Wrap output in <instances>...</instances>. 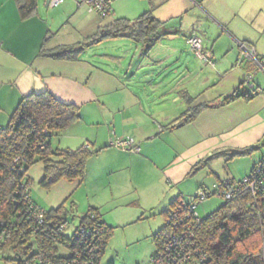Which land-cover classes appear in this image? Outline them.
Here are the masks:
<instances>
[{
	"label": "trees",
	"instance_id": "1",
	"mask_svg": "<svg viewBox=\"0 0 264 264\" xmlns=\"http://www.w3.org/2000/svg\"><path fill=\"white\" fill-rule=\"evenodd\" d=\"M15 3L22 20L34 17L38 12V0H15ZM165 24L152 11L144 12L134 20L118 18L102 27L99 37L91 42L126 36L148 44L145 49L149 50L165 35L162 32ZM80 52L67 46L49 49L44 43L38 56L77 61ZM251 89L247 92L236 90L216 104L199 105H195V97L182 91L188 107L169 126L173 129L191 123L204 108L223 106L240 97L251 100L264 92V89L261 92L255 87ZM80 117V106L66 103L45 90L25 95L8 125L0 126V253L12 250L15 258L10 260L14 264H101L114 227L103 219L100 209L90 206L80 216L75 229L69 232L70 212L64 206L43 209L31 196L30 181H25L29 167L38 160L44 165L43 187L48 188L63 178L85 179L87 161L97 150L82 145L77 149L54 151L51 143L55 132L67 129ZM262 146L264 139L245 148L216 151L197 162L191 174L217 157L230 160L247 156ZM257 170L264 176V159L255 162L247 176ZM240 180H221L214 186V191H208L211 192L208 197ZM201 191L207 192V188L201 186L190 202L177 197L164 210L166 222L153 235L156 249L152 261L163 255V264H264V190H259L255 196L245 191L233 200H226L205 218L196 212L198 204L205 200H200ZM194 204L196 206L192 208ZM39 212L44 214L42 220H37ZM173 213H176L175 217L171 216ZM188 229L193 234L186 236ZM172 242L174 245L169 246ZM59 246L67 248L69 254L60 255Z\"/></svg>",
	"mask_w": 264,
	"mask_h": 264
},
{
	"label": "rangeland",
	"instance_id": "2",
	"mask_svg": "<svg viewBox=\"0 0 264 264\" xmlns=\"http://www.w3.org/2000/svg\"><path fill=\"white\" fill-rule=\"evenodd\" d=\"M48 1L50 0H38V12L34 17L43 21L45 26H48L52 31L53 38L47 40L45 47L52 48L61 45L81 51L78 64L66 61L57 64L59 68L62 65H64L63 68L69 66L68 69L71 72L78 70L85 73L95 93V97L89 103L99 107L104 113L101 120L86 117L88 124H85L86 122L75 124V122L73 123L75 125L72 124L68 127L72 128V133H78L84 137L83 139L79 136L69 135L68 131L55 132L51 139L54 151L68 147L77 149L83 142L86 145H91L92 149L97 147V144L92 145L88 140L94 141L95 136L102 137L107 134L111 128L110 121H113L112 112L115 109L123 108L124 103H127L124 104L127 108V117L135 115L131 117L132 121L135 120V117H147L158 112L161 115L167 108L163 107L164 102L161 100V96H158L159 90H156V86L161 85L164 81L169 80L167 87L170 89L173 84L183 83L186 80L185 84L191 82L192 88L198 89L196 95L202 93L201 87L193 84L195 77L193 75L185 76L183 72L185 67L183 62L187 55L193 59L201 60L194 51L189 53L185 49L183 58L180 54H174L171 59L161 60L171 55L168 45L159 43L146 50L144 48L146 44L143 45V41L126 36L105 38L101 42L92 43L93 39L99 37L102 27L109 25L119 17L134 20L146 10L156 9V12L165 10L167 7L164 4L161 5L163 0H114L113 11L106 16L91 11L87 5L79 6L75 0H64L58 6H50ZM230 1L238 2L229 3L230 6L227 8L229 13H233L234 9L237 11L242 9L243 13L236 20H230V28L239 35L237 36L239 40H235L237 49H239L240 41L248 39V42L250 40L258 54L263 57L264 0ZM23 22L25 21L21 19L14 0H0V34L4 33L10 37L11 30L15 28L14 32H16L20 28L19 24H23ZM190 22V19L187 18V23ZM100 24L102 27L99 26ZM207 27L209 28V25ZM21 30L18 34L23 33ZM201 62L204 64L203 61ZM210 68H212L211 65H209V70H211ZM131 79L132 81H130ZM262 85L264 86V84ZM167 105H169L167 110L170 113L173 104L170 102ZM119 121L118 117L117 122ZM111 131L113 138L110 143L114 148L125 150L121 149L123 147L115 145L120 140H124V136L114 135L113 127ZM125 137L133 138L137 142L130 135H125ZM108 153L116 156L121 154L115 150ZM91 157L88 159L89 163L87 161L88 168L86 166V177L83 181L80 178H75L72 181L63 178L48 188L41 185L44 177V165L41 161H36L29 167L25 175V181L29 180L31 183L32 198L45 210L64 206L70 212L67 228L69 232L75 229L79 224L80 216L88 211L90 206L100 208L104 220L115 227L101 264H152V255L156 249L153 235L166 222V217L159 212L150 213V207L156 205L157 200L140 198L136 192V179H133L135 176H132L135 175L134 171L130 172L127 168L120 169L121 166L128 163V161L125 162V159L117 156L119 166H112L108 154L105 158H103V154L100 157ZM226 159L224 156L215 158L209 162L210 164H207L208 166L195 171L193 178L187 181L188 191L193 194L199 184H203L207 188V192H212L214 183L220 182L218 179L236 178L239 180L244 178L250 173L255 162L264 159V146L251 155ZM146 173L138 172L137 176L141 177ZM186 200L192 199L187 197ZM225 202L224 197L218 194L212 195L198 204L197 215L205 218ZM59 254L68 255L69 250L59 246ZM13 258L15 255L12 250L0 253V264H14L13 260H10Z\"/></svg>",
	"mask_w": 264,
	"mask_h": 264
},
{
	"label": "crops",
	"instance_id": "3",
	"mask_svg": "<svg viewBox=\"0 0 264 264\" xmlns=\"http://www.w3.org/2000/svg\"><path fill=\"white\" fill-rule=\"evenodd\" d=\"M237 2L163 0L161 5L167 7L165 10L160 12H156V9L146 10L145 12L152 11L156 18L166 23L162 31L165 35L153 44V47L159 43L168 45V50H171V55L161 60L171 59L174 54H180L183 58L185 49L193 53V49L187 44L188 38L192 36L203 40L204 52L211 55L210 60L213 63L202 58L196 60L188 55L183 62L185 76L193 75L196 82L193 84L201 87L202 93L196 95L198 89L196 87L193 89L191 82L185 84L186 80L183 83L173 84L168 89L169 80H167L156 86V90H159L158 96H161L164 102L163 107L168 109L167 104L170 102L173 104L170 113L165 109L161 115L158 112L147 117H135L132 121L131 117L135 115L127 117V108L124 106L127 103L123 104V108L115 109L112 112L113 121H110L114 135L124 138H127L125 135L134 137L137 140L135 144L138 150L114 148L110 143L113 138L111 128L104 136L97 135L94 141L88 140L90 144L98 145L93 149L97 152L93 153L92 157H100L103 154L105 158L108 154L112 166H119L117 156L125 159V162L128 161L120 169L127 168L130 172L134 171L135 175L132 176H135L133 179H136V192L141 199L157 200V204L150 207L152 214L159 212L165 216L164 210L177 197H181L183 202L193 201L199 188L204 185L198 183L199 186L192 194L186 188L187 181L193 178L196 172L193 174L191 172L201 159L216 151L256 145L264 139V92H261L264 89L262 85L264 72L259 70L254 62L240 60V52L235 42L239 40L237 37L239 35L230 28V20L240 17L243 14L242 9L239 11L234 9L233 13L227 10L229 3ZM34 17L23 20L25 22L19 24L20 28L16 32L13 28L10 37L4 33L0 34V126L8 125L12 114L25 95L45 90H50L62 101L81 105V117L75 124L80 122L88 124L86 117L93 120L103 119V111L89 103L95 97V93L84 72L78 70L71 72L69 66L63 68L64 65L59 68L57 63L65 60L38 56L42 45L53 37L50 28ZM187 18L191 21L189 24ZM99 26L102 27L101 24ZM19 30L23 33L18 34ZM244 40L248 41V39ZM66 62L78 64L80 60ZM203 65L207 66L202 67ZM209 65L212 67L211 70ZM248 75H253L250 84L246 82ZM252 87L258 88L261 93L251 100L240 97L223 106L204 108L191 123L173 129L169 126L188 107L181 95L182 91H187L195 97V105H199L216 104L236 90L247 92L251 91ZM118 117L119 122H117ZM71 129L67 128L62 132L68 131L69 135L84 138L78 133H72ZM82 145L86 143L83 142ZM86 146L91 147L88 144ZM114 150L121 154L116 156L108 153ZM138 172L147 173L138 177ZM227 179L236 178L223 180ZM216 185L214 183V186ZM187 197H191L192 200H186ZM163 226H160L156 233Z\"/></svg>",
	"mask_w": 264,
	"mask_h": 264
},
{
	"label": "built area",
	"instance_id": "4",
	"mask_svg": "<svg viewBox=\"0 0 264 264\" xmlns=\"http://www.w3.org/2000/svg\"><path fill=\"white\" fill-rule=\"evenodd\" d=\"M79 6L87 5L91 11H95L100 13L103 16L111 14L113 11L112 5L114 0H75ZM64 2V0H50V6H58ZM188 45L193 49L196 55L199 58H202L210 63H213L210 60L211 55L204 52L203 40L197 36H192L187 40ZM240 51V60H250L255 63L257 68L264 72V57H260L254 45L240 41L239 44ZM253 80V75H248L246 82L250 84ZM253 86V85H252ZM115 145L119 147H123L122 149H133V151L138 150V146L135 144V140L133 138L127 137L124 140H120ZM221 190L218 192V195L225 198V200H233L242 194L245 191H250L255 196L259 190H264V176H261V172L259 170L255 171L250 175H246L240 181H237L234 184L224 186L220 188ZM211 192H200V200L206 199ZM254 203V200L253 202ZM195 204L192 205V208H195ZM172 217L176 216V213L171 215ZM44 218V214L39 212L37 214V220H42ZM193 233L188 229L186 231V236L192 235ZM183 237L179 238L180 242ZM177 241V240H176ZM174 245V242L170 243L169 246ZM52 264V263H50ZM152 264H163V255L156 256Z\"/></svg>",
	"mask_w": 264,
	"mask_h": 264
},
{
	"label": "water",
	"instance_id": "5",
	"mask_svg": "<svg viewBox=\"0 0 264 264\" xmlns=\"http://www.w3.org/2000/svg\"><path fill=\"white\" fill-rule=\"evenodd\" d=\"M146 46L148 47V44Z\"/></svg>",
	"mask_w": 264,
	"mask_h": 264
}]
</instances>
